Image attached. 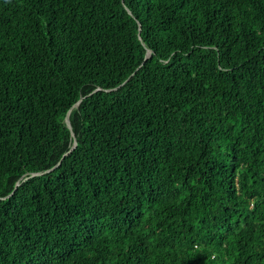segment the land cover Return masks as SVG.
I'll use <instances>...</instances> for the list:
<instances>
[{"label":"trees","instance_id":"obj_1","mask_svg":"<svg viewBox=\"0 0 264 264\" xmlns=\"http://www.w3.org/2000/svg\"><path fill=\"white\" fill-rule=\"evenodd\" d=\"M0 264H264V0H0Z\"/></svg>","mask_w":264,"mask_h":264},{"label":"water","instance_id":"obj_2","mask_svg":"<svg viewBox=\"0 0 264 264\" xmlns=\"http://www.w3.org/2000/svg\"><path fill=\"white\" fill-rule=\"evenodd\" d=\"M149 56H151V50H148V51H147L146 58L149 57ZM65 121H66V123H67L68 126H71V125H70V121H69V112H68V114H67L66 117H65ZM73 135H74V133H73ZM76 146H77V140L75 139V141H74V145H73L72 149H74ZM72 149H71V150H72ZM34 174H36V173H34ZM34 174H32V175H34Z\"/></svg>","mask_w":264,"mask_h":264}]
</instances>
